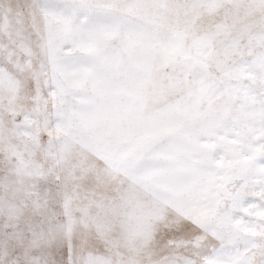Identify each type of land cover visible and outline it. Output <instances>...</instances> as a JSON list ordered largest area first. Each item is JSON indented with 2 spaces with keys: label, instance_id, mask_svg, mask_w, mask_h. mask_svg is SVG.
<instances>
[{
  "label": "snow or ice",
  "instance_id": "snow-or-ice-1",
  "mask_svg": "<svg viewBox=\"0 0 264 264\" xmlns=\"http://www.w3.org/2000/svg\"><path fill=\"white\" fill-rule=\"evenodd\" d=\"M0 264H264V0H0Z\"/></svg>",
  "mask_w": 264,
  "mask_h": 264
}]
</instances>
